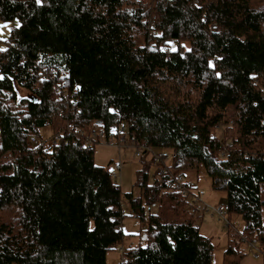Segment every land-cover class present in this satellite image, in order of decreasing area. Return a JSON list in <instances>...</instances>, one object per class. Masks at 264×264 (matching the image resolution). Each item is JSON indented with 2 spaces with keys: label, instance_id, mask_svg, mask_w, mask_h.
<instances>
[{
  "label": "trees",
  "instance_id": "obj_1",
  "mask_svg": "<svg viewBox=\"0 0 264 264\" xmlns=\"http://www.w3.org/2000/svg\"><path fill=\"white\" fill-rule=\"evenodd\" d=\"M14 19L0 50V264H108L127 214L148 221L147 245L121 264H212L186 177L202 168L245 223L237 236L229 220L223 264L241 242L264 249V0H0ZM47 121L62 141L34 145ZM98 123L151 149L129 192L116 161L98 166L96 146L68 134Z\"/></svg>",
  "mask_w": 264,
  "mask_h": 264
},
{
  "label": "rangeland",
  "instance_id": "obj_2",
  "mask_svg": "<svg viewBox=\"0 0 264 264\" xmlns=\"http://www.w3.org/2000/svg\"><path fill=\"white\" fill-rule=\"evenodd\" d=\"M196 2L198 1H195V3ZM20 25L21 22L19 19H14L10 22H3L0 20V50H5L7 48L6 41L8 40L11 31ZM171 46L176 47L173 43H171ZM19 95L21 97H25L27 96V93L25 91H21ZM46 127L47 130L44 132L43 139H49L55 133L52 128V124L47 125ZM226 127L227 124H220V129H222L223 133L218 129L219 126L217 127L220 139L224 138ZM155 151L158 154L166 153L168 158L171 157L172 154V151L169 149H155ZM135 152L136 151L131 148L123 150L122 153H118L117 150L108 146L97 145L95 147V163L98 166H107L112 160L123 164L120 176L116 179V182L121 186L123 192H129L133 189V185L136 180V171L141 166V160L135 157ZM144 159H146L149 163L152 161V157L150 155H146ZM186 177L188 181L194 183L195 187H198L199 190H202L205 193L204 197L201 198L203 203L201 202L202 204L200 205L199 213L196 217H198V224L200 225L201 233L204 236L211 238L213 241L214 257L212 264H223L224 252L228 244L227 223L220 220L217 214L214 213L213 209L208 210L207 205H210L213 208L225 205L226 193L224 191L213 190L211 180L203 168L197 173L190 171L187 173ZM134 193L138 194L139 191L135 189ZM123 211L127 213L129 212L126 207V202L123 205ZM229 220L235 225V230H232L237 233V236H240L245 227L243 218L241 216H231V219ZM122 227L126 234L125 239L121 246L116 247L108 253V264H121L120 250L122 248L127 249L137 246L144 247L147 245V220L140 221L127 214L123 219ZM240 245V254L237 253L232 256L236 264H264V256L261 252L251 248L246 242H241ZM256 255H258L257 258Z\"/></svg>",
  "mask_w": 264,
  "mask_h": 264
},
{
  "label": "built area",
  "instance_id": "obj_3",
  "mask_svg": "<svg viewBox=\"0 0 264 264\" xmlns=\"http://www.w3.org/2000/svg\"><path fill=\"white\" fill-rule=\"evenodd\" d=\"M198 4V2H196ZM56 91L59 93L58 99H63L68 96L67 90L64 89L62 85H57L56 86ZM50 121L46 122V125H50ZM222 133V129H220V125L218 128ZM68 134H73V132L80 137H83L85 139V144L88 147L92 146H108L115 148L119 151L124 150V149H134L135 152V157L142 158L143 155L146 152L151 153V149L148 147L141 146L135 138L130 137L129 134L127 133V129L122 126V127H111L109 129H106L102 124L101 125H96L92 129L86 131L82 129H74L72 125H69L68 127ZM223 140V138H221ZM62 141V134L61 133H54L51 138L49 139H43L39 137H33L31 138V142L34 145H41V146H48V145H58ZM153 165L154 166H160L162 162V156L153 154ZM123 164L121 162H115L112 164L109 168V174L115 178L118 179L120 176V173L122 171ZM175 189L180 192L182 195H189L191 194L192 190V185H186L185 181L182 178H178L175 181ZM205 193L202 190H195L193 194V200L192 204H194V207L191 209L192 213L197 215L199 213V208L200 205L203 203L201 198L204 197ZM202 202V203H201ZM208 210L213 209L214 213L217 214V216L220 218V220L225 221L227 223V227L230 225L229 221V216L226 211L225 206H220L218 208H213L210 205H207ZM248 246L251 248L256 249L258 252H261L264 256V249L260 247L259 243L257 241H249ZM122 253L124 252V248L120 250ZM258 255H256V258ZM122 262H125V258H121Z\"/></svg>",
  "mask_w": 264,
  "mask_h": 264
},
{
  "label": "water",
  "instance_id": "obj_4",
  "mask_svg": "<svg viewBox=\"0 0 264 264\" xmlns=\"http://www.w3.org/2000/svg\"><path fill=\"white\" fill-rule=\"evenodd\" d=\"M29 97H31L32 101H35L36 100L35 97H33V96H29ZM97 125H101V124L98 123Z\"/></svg>",
  "mask_w": 264,
  "mask_h": 264
},
{
  "label": "crops",
  "instance_id": "obj_5",
  "mask_svg": "<svg viewBox=\"0 0 264 264\" xmlns=\"http://www.w3.org/2000/svg\"><path fill=\"white\" fill-rule=\"evenodd\" d=\"M196 183V182H195Z\"/></svg>",
  "mask_w": 264,
  "mask_h": 264
}]
</instances>
